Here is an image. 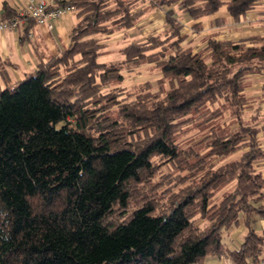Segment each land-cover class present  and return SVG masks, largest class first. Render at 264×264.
Returning <instances> with one entry per match:
<instances>
[{"label":"clouds","instance_id":"obj_1","mask_svg":"<svg viewBox=\"0 0 264 264\" xmlns=\"http://www.w3.org/2000/svg\"><path fill=\"white\" fill-rule=\"evenodd\" d=\"M63 2L62 7L61 0H0V93H14L28 78L37 77L41 70L47 71L52 75L43 82L44 87L61 86V90L69 93L66 99L70 105H78L83 111H96V117L85 129L94 141L99 142L101 131L92 129V125L103 124L104 118H108L110 122H119L117 130L124 132L129 142L142 145L156 135L155 130L148 128L145 132L143 126H137L135 135L127 136L133 125L124 118L123 110L151 113L160 104L167 108L171 94L183 95L193 85L199 92L206 85L219 87L245 69L237 80L238 95H233L231 87L221 88L214 98L206 97L199 105V115L189 113L169 121L176 129L171 146L185 152L195 150L199 157L205 158L204 170L198 171L194 180L180 184L179 178L189 176L190 172L167 164L150 183L154 186L165 175H171V181L165 184L171 193L160 201L165 206L171 195L198 186L206 174L228 173L235 165L232 174H226L225 181L210 190L208 215L197 207L188 217L191 228L177 238V244L191 236L209 233L217 224L213 213L219 212L227 201L229 207L236 205V216L230 226L218 229L222 252L217 255L207 251L197 264H264V243L259 241H253L257 251H248L241 260L233 255L245 251L243 246L250 232L264 240V217L243 210L240 180L245 171L241 166L247 163L245 157L254 150L261 153L246 169L260 185L255 195H247L246 203L254 209L264 207V200H260L264 196V0ZM6 4L16 13L14 21L3 16ZM92 5H98L99 14L104 17L98 22L93 13L86 11ZM190 9L196 10V14L192 15ZM25 17L34 20L27 33ZM176 30L178 34H174ZM213 45L220 46V54ZM74 46L78 47L66 62H59ZM132 48L139 53L130 56ZM89 52L92 55L86 56ZM253 52L257 54L251 55ZM188 56L202 65V79L194 72L175 76L164 71V66L171 65L174 59L179 63L180 58ZM227 56L234 57L235 62L230 63ZM89 68L84 80L70 82L76 73ZM109 70H114V74L104 79ZM189 119L191 123H182ZM242 129L256 130V134L253 137L242 133ZM237 134L243 138L227 154L208 155L213 152V138L229 140ZM148 160L154 168L164 164L160 154H153ZM133 187L151 195L146 183ZM163 191L159 189L156 195ZM138 207L131 200L126 209H121L119 202L114 205L117 215L126 212L120 218L121 223L130 222Z\"/></svg>","mask_w":264,"mask_h":264},{"label":"trees","instance_id":"obj_2","mask_svg":"<svg viewBox=\"0 0 264 264\" xmlns=\"http://www.w3.org/2000/svg\"><path fill=\"white\" fill-rule=\"evenodd\" d=\"M86 11L93 13L96 22L104 18L98 5ZM190 13L195 15L196 10L190 9ZM15 14L5 5L4 18ZM76 47L59 62H66ZM213 47L220 54V46ZM138 53L136 48L129 50L130 56ZM226 58L235 62L234 57ZM91 67H95L94 57ZM90 70L76 73L70 82L84 80ZM202 70L200 62L190 56L164 66L168 74L194 72L198 79H202ZM245 71L241 69L237 77L219 87L206 85L203 92L196 91L197 86L193 85L183 95L173 93L167 108L160 104L151 113L123 110L124 118L133 125L127 136L135 135L137 126H143L145 132L148 128L155 130L156 135L142 145L129 142L124 132L117 130L119 122H110L108 118H104L103 124L92 125V129L101 131L99 142L94 141L85 129L96 117V111L70 105L66 99L69 93L61 86L44 87L43 82L52 75L47 71L28 78L14 93H0V264H197L207 251L221 254L218 229L230 226L236 216V205L229 207L227 201L219 212L213 213L217 224L209 233L191 236L180 244L177 238L191 228L188 217L197 207L208 215L210 190L218 188L236 166L228 173L206 174L198 186L171 195L165 206L160 201L171 193L165 187L171 175H165L154 186L150 181L167 164L190 172L189 176L179 178L180 184L194 180L196 173L204 170L205 158L195 150L185 152L171 146L176 129L169 121L189 113L199 115V105L206 97L214 98L221 88L231 87L233 95H238L237 80ZM113 74L114 70H109L104 79ZM242 133L254 137L256 130L242 129ZM242 138L241 134L229 140L215 137L213 152L208 155H225ZM252 147L255 149L254 140ZM153 154L162 155L164 164L154 168L148 160ZM260 155L254 150L241 166L245 169L240 176L244 192L241 203L243 210L264 217V207L254 209L246 203L247 195H255L260 187L246 169ZM139 183L148 184L151 195L134 189ZM162 188L163 193L156 195ZM130 200L139 205L138 210L130 222L121 223L126 212L117 215L114 205L119 202L120 208L126 209ZM253 241L264 243L250 232L243 246L245 251L233 254L237 260L248 251H257Z\"/></svg>","mask_w":264,"mask_h":264},{"label":"crops","instance_id":"obj_3","mask_svg":"<svg viewBox=\"0 0 264 264\" xmlns=\"http://www.w3.org/2000/svg\"><path fill=\"white\" fill-rule=\"evenodd\" d=\"M7 5V4H6ZM34 24V20H28V22L26 23V26H25V32L27 33L31 26ZM21 42L23 43L24 42V39L22 38L21 39Z\"/></svg>","mask_w":264,"mask_h":264},{"label":"built area","instance_id":"obj_4","mask_svg":"<svg viewBox=\"0 0 264 264\" xmlns=\"http://www.w3.org/2000/svg\"><path fill=\"white\" fill-rule=\"evenodd\" d=\"M61 6L63 7L64 5H61ZM15 17H16V14L13 16L7 17L5 19H9L10 21H14ZM25 19H26V23L28 22V20H32V19L27 18V17H25Z\"/></svg>","mask_w":264,"mask_h":264},{"label":"rangeland","instance_id":"obj_5","mask_svg":"<svg viewBox=\"0 0 264 264\" xmlns=\"http://www.w3.org/2000/svg\"><path fill=\"white\" fill-rule=\"evenodd\" d=\"M257 215H260V214H257ZM261 216V215H260Z\"/></svg>","mask_w":264,"mask_h":264}]
</instances>
